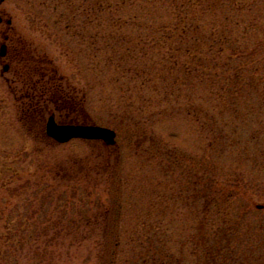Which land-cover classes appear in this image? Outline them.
Wrapping results in <instances>:
<instances>
[{
	"label": "rangeland",
	"instance_id": "1",
	"mask_svg": "<svg viewBox=\"0 0 264 264\" xmlns=\"http://www.w3.org/2000/svg\"><path fill=\"white\" fill-rule=\"evenodd\" d=\"M171 1L5 0L0 6V264H153L149 233L164 247L166 262L202 264V213L211 208L207 230L218 241L217 205L220 218L225 211L239 223L243 264H264V0H223L227 7L212 10V17L225 10L232 39L244 49L229 66L232 76L241 65V92L225 95L231 101L225 109L217 84L169 69L163 49L138 46L161 30L169 19L160 18L162 9ZM103 2L110 9L101 10ZM150 10L148 20L157 25L133 24L136 14ZM30 59L61 79L60 92L69 95L48 105L45 138L23 118L32 106L26 84L44 75L33 72ZM73 102L83 112L72 111ZM50 111L58 123L114 130L117 144H58L46 135ZM44 179L47 185L32 186ZM192 189L202 193L199 204ZM119 213L113 257L109 230ZM22 223L32 226L31 239L19 234Z\"/></svg>",
	"mask_w": 264,
	"mask_h": 264
},
{
	"label": "trees",
	"instance_id": "2",
	"mask_svg": "<svg viewBox=\"0 0 264 264\" xmlns=\"http://www.w3.org/2000/svg\"><path fill=\"white\" fill-rule=\"evenodd\" d=\"M124 4V2L118 3L115 10L123 9L122 6ZM148 5L151 6V3H149ZM101 6V10H106V7L110 9L108 3L103 2L101 3ZM235 6H240V3L235 4ZM222 7H227V3H225L223 0L217 2H211L210 0H185L184 2H179V0H172L162 9L160 18L163 19L165 17H168L169 19L166 21V23L160 26L161 30L159 32L154 31V33H151L148 38L140 40L138 46L142 45L143 48L150 50L163 49L165 50V54L161 60L166 63L165 65H168L169 69L177 68V71H179L180 73H184L185 76H194L202 80L208 79L207 81H212L213 83L217 84L218 91L216 95L220 100L219 104L225 109L227 106L230 107L231 102L230 100H225V95L231 92L232 96H237L241 92V65L238 66L232 76L229 73V66L232 61H239L242 58L244 49L243 46H237L236 44L240 43V39L234 41L232 39L231 33L229 32L231 18L227 13H225V10L222 9V14H220V17H212V10L214 8H216L215 10L221 9ZM158 10L159 9H153V11ZM150 14H152L151 10L147 14V16L136 14L133 18V24L140 23L145 28L148 25H157L151 20H148V18L151 17ZM163 14H165L164 17ZM141 17H144V19L140 20ZM118 22L119 29L121 31L124 30L126 26L123 19L119 18ZM233 22L235 23V25H237V27H239V25L241 24L240 19H233L232 23ZM231 43L236 46L233 47L232 53L229 55V50H231ZM117 44L119 43L117 42ZM190 59H192L193 61H190ZM30 61L35 64L36 70H33V72H35V74H39L40 72L42 75H44L43 78L40 79L42 81L38 80L37 82H33L32 80L26 84L27 91L32 92V96L30 97L32 106L26 110L27 113L24 114L23 118L27 121L26 125H29V128L31 127L34 130L38 129V131L42 133V138H45V131L42 128L45 127V116L46 112H48V105H58L59 103H65V101H68L67 97H69V95L67 93L63 94V91L60 92L61 86H59V84L63 83L61 79L59 80L56 77L49 78V74L46 75V73H42L43 71L39 69L40 67L37 64L40 65V61L30 59L27 62L30 64ZM48 95L49 97H46ZM73 104L74 102L71 104L72 111L83 112V109L81 108L75 109L76 107ZM234 106L235 111H237L238 107L236 105ZM64 107L65 106L63 105L61 108ZM57 108L59 107L57 106ZM49 114H54L56 116V113L52 111H50ZM61 124L65 123L61 122ZM53 170L56 172V168L52 169L51 171ZM66 174L67 173H64L65 177ZM45 181L47 180L44 179L42 182ZM190 181L193 182L192 179ZM42 182H38V184H33L32 182V186H41L48 184V181L46 184ZM29 183L31 182L29 181ZM192 185L193 189H195V187L197 188L196 181L195 184L191 183V186ZM154 191L156 192V190ZM193 194V201H197V203L199 204L200 198H202V193H200L198 189V192L195 194V192L193 191ZM209 195L210 193H208V196ZM204 198L206 199L207 197L204 196ZM117 206H119V210H122L123 205L121 206L120 204H118ZM217 208L218 214L220 215V217H222V207L217 205ZM149 211L150 210H148V215L153 213H150ZM224 215L225 216L223 218H216L218 223H220L218 226L219 231L217 232L219 240H214V243L212 239L213 233L207 230L208 224L214 223L211 208L206 207L204 212L202 213V225L201 227L199 226L197 234L198 238H201L200 245H198V247L204 250L202 259L205 261L202 264H230V262H233L234 264H243V261H241L242 252H240L238 249V246L242 244V241H240V233L238 230L239 223H235V221L230 220V218L227 217V212L225 211ZM120 218L121 213H119V215L117 216L116 224L112 225L109 230V233L112 236V243L110 242L111 247H109L110 256L113 257L117 254L120 246V241L118 238V234L120 233ZM20 226L21 228L19 234H23V237H26L25 235L26 233H28L29 236H27L31 239L34 233L31 232L29 227L32 228V226L24 223H22ZM5 228L6 230H8V232H10V228L8 226H6ZM26 228L29 229L30 232H28ZM41 230L43 233L47 232V228L44 229L45 231L43 229ZM106 233L107 232H105V234ZM6 234H4L5 237ZM135 237L140 238L139 235H136ZM151 237L152 236H150L149 233L148 239H150V241L147 242L148 246L146 250L148 252L147 254L152 256V263L170 264L169 262H166L164 247L162 245L156 246V244H158L157 241L154 239L151 240L155 237ZM235 239L236 242H233ZM25 241L27 240H23V242ZM197 244H199V241H197ZM244 249L245 250L243 252L247 251V253L253 254V251L251 249ZM257 251H259V249ZM257 251L255 252V254H257ZM109 263L115 264V262L112 260ZM144 263H147L146 259Z\"/></svg>",
	"mask_w": 264,
	"mask_h": 264
},
{
	"label": "water",
	"instance_id": "3",
	"mask_svg": "<svg viewBox=\"0 0 264 264\" xmlns=\"http://www.w3.org/2000/svg\"><path fill=\"white\" fill-rule=\"evenodd\" d=\"M4 2L5 0H0V6ZM2 22L3 19L0 18V24ZM11 23L9 21L8 24ZM6 55L7 46L4 44L1 47V57H5ZM7 70L8 66L5 67V72ZM46 134L49 139L58 144H67L73 140L99 141L103 142L106 146H115L117 144V134L111 129L89 125L59 124L54 114L48 119ZM259 208L261 209L262 207Z\"/></svg>",
	"mask_w": 264,
	"mask_h": 264
}]
</instances>
